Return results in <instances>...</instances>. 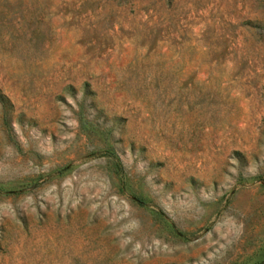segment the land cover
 Masks as SVG:
<instances>
[{
	"label": "rangeland",
	"instance_id": "obj_1",
	"mask_svg": "<svg viewBox=\"0 0 264 264\" xmlns=\"http://www.w3.org/2000/svg\"><path fill=\"white\" fill-rule=\"evenodd\" d=\"M0 264H264V0H0Z\"/></svg>",
	"mask_w": 264,
	"mask_h": 264
}]
</instances>
